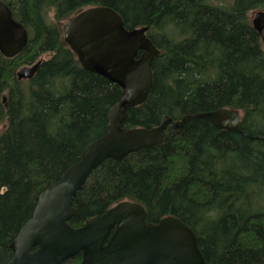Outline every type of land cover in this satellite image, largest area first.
Segmentation results:
<instances>
[{
    "label": "trees",
    "instance_id": "obj_1",
    "mask_svg": "<svg viewBox=\"0 0 264 264\" xmlns=\"http://www.w3.org/2000/svg\"><path fill=\"white\" fill-rule=\"evenodd\" d=\"M2 1L30 36L18 55L0 54V247L8 248L41 192L103 134L122 97L117 84L83 69L62 37L74 14L107 6L124 27L146 26L159 50L150 90L123 128L230 108L241 113L242 133L201 117L168 125L159 145L94 169L68 224L79 227L128 200L144 207L147 222L178 218L207 264H264V48L250 20L264 0ZM38 59L33 77L17 80V69ZM71 259L80 264L81 256Z\"/></svg>",
    "mask_w": 264,
    "mask_h": 264
},
{
    "label": "water",
    "instance_id": "obj_2",
    "mask_svg": "<svg viewBox=\"0 0 264 264\" xmlns=\"http://www.w3.org/2000/svg\"><path fill=\"white\" fill-rule=\"evenodd\" d=\"M250 20L264 48V11H255ZM146 30L124 27L119 14L107 6L81 10L63 24V40L79 65L117 84L122 97L109 109L103 134L86 143L80 158L41 192L31 217L8 248L0 247V264H61L76 255L81 256L80 264H207L191 229L174 216L147 222L146 211L137 202L120 201L76 228L68 224L76 215L73 198L94 169L106 159L119 161L139 148L159 145L168 125L178 129L201 117L219 130L242 133L241 113L230 108L176 120L166 116L151 128L121 126L152 85L151 64L159 50ZM28 39L26 27L0 0V54L16 56ZM39 63L20 68L17 79L32 78Z\"/></svg>",
    "mask_w": 264,
    "mask_h": 264
},
{
    "label": "rangeland",
    "instance_id": "obj_3",
    "mask_svg": "<svg viewBox=\"0 0 264 264\" xmlns=\"http://www.w3.org/2000/svg\"><path fill=\"white\" fill-rule=\"evenodd\" d=\"M23 66V65H22ZM21 66V67H22ZM20 67V68H21ZM2 129V127H0V130ZM65 264H74V262L72 261V259H69L68 261L65 262Z\"/></svg>",
    "mask_w": 264,
    "mask_h": 264
},
{
    "label": "bare ground",
    "instance_id": "obj_4",
    "mask_svg": "<svg viewBox=\"0 0 264 264\" xmlns=\"http://www.w3.org/2000/svg\"><path fill=\"white\" fill-rule=\"evenodd\" d=\"M167 128V127H166Z\"/></svg>",
    "mask_w": 264,
    "mask_h": 264
}]
</instances>
